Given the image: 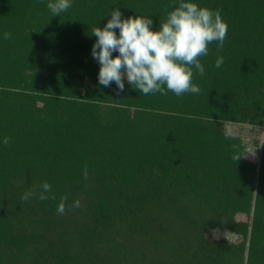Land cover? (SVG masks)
<instances>
[{"label": "trees", "instance_id": "1", "mask_svg": "<svg viewBox=\"0 0 264 264\" xmlns=\"http://www.w3.org/2000/svg\"><path fill=\"white\" fill-rule=\"evenodd\" d=\"M48 2L0 0V264H264V130L253 159L226 129L264 128V0H195L228 33L183 97L118 94L91 55L114 9L158 30L173 0ZM44 181L55 200L22 201Z\"/></svg>", "mask_w": 264, "mask_h": 264}, {"label": "clouds", "instance_id": "2", "mask_svg": "<svg viewBox=\"0 0 264 264\" xmlns=\"http://www.w3.org/2000/svg\"><path fill=\"white\" fill-rule=\"evenodd\" d=\"M72 0H49L47 8L53 16H60L72 7ZM168 8L173 10L168 11ZM166 18L160 22L159 29L153 28L154 21L148 16L136 15L124 17L120 9H114L110 19L103 27L92 29L96 37L91 55L99 65L98 82L104 87L117 86V93L125 89V80L140 94L172 92L177 97L185 94L201 93L198 85L193 83L194 71L203 77L205 67L201 57L209 54V45L217 43V50L224 47L228 25L222 19L221 10L200 6L195 0H173L165 9ZM117 29L119 34H117ZM11 38L5 32L4 39ZM113 53H118L115 57ZM223 57L217 58L215 67L220 68ZM5 145L9 138L3 140ZM235 148V145H233ZM240 155L232 159L239 161ZM88 178L87 166L83 172ZM33 198L40 201L55 200L52 186L44 181L34 186L21 197L22 201ZM68 194L60 197L57 213L63 215L68 208ZM76 200L71 207L79 208Z\"/></svg>", "mask_w": 264, "mask_h": 264}, {"label": "rangeland", "instance_id": "3", "mask_svg": "<svg viewBox=\"0 0 264 264\" xmlns=\"http://www.w3.org/2000/svg\"><path fill=\"white\" fill-rule=\"evenodd\" d=\"M226 129L228 132H232L233 134L240 135L243 137L245 143L247 144L248 149H250V142L257 138V136L260 133H263L264 128L262 129H256L252 131L250 127L248 126H243V125H238V124H227ZM248 155L255 159V151L253 149L248 150ZM208 236L217 239L220 237H228L230 239H233V237L227 232V231H220V230H213V231H208Z\"/></svg>", "mask_w": 264, "mask_h": 264}]
</instances>
